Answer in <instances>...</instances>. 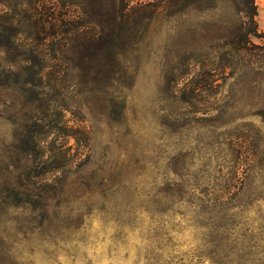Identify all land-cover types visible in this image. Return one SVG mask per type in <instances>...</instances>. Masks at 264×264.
<instances>
[{"label": "rangeland", "instance_id": "rangeland-1", "mask_svg": "<svg viewBox=\"0 0 264 264\" xmlns=\"http://www.w3.org/2000/svg\"><path fill=\"white\" fill-rule=\"evenodd\" d=\"M255 5L0 0V264H264Z\"/></svg>", "mask_w": 264, "mask_h": 264}, {"label": "trees", "instance_id": "trees-1", "mask_svg": "<svg viewBox=\"0 0 264 264\" xmlns=\"http://www.w3.org/2000/svg\"><path fill=\"white\" fill-rule=\"evenodd\" d=\"M133 0H117V3L119 5V13H120V20L124 19L125 17L128 16L129 12H139V11H149V12H156L157 10L160 11H169L172 12L174 11L178 5L180 4V0H141L140 2L134 4L133 6H130ZM247 1V6L241 9L244 13H249L248 11L256 8L255 5V0H246ZM31 18L33 20L34 26L41 31L45 30V21L49 23L48 21H53L51 22V27L54 28V24L57 20V17H51L48 18L47 20H43V15L37 12V9L34 6V12L31 15ZM27 87L31 88V85H27Z\"/></svg>", "mask_w": 264, "mask_h": 264}]
</instances>
